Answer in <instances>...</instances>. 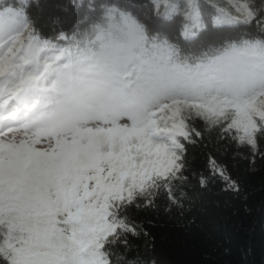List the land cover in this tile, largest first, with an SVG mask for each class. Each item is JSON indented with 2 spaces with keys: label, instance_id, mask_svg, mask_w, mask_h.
<instances>
[{
  "label": "snow or ice",
  "instance_id": "1",
  "mask_svg": "<svg viewBox=\"0 0 264 264\" xmlns=\"http://www.w3.org/2000/svg\"><path fill=\"white\" fill-rule=\"evenodd\" d=\"M34 4H0V264H127L135 213L178 203L204 133L264 160V0H72L86 14L51 35ZM233 26L199 55L171 34Z\"/></svg>",
  "mask_w": 264,
  "mask_h": 264
},
{
  "label": "trees",
  "instance_id": "2",
  "mask_svg": "<svg viewBox=\"0 0 264 264\" xmlns=\"http://www.w3.org/2000/svg\"><path fill=\"white\" fill-rule=\"evenodd\" d=\"M87 2L83 0L85 5ZM16 3L17 0H0L5 6ZM80 3L76 0V4ZM38 4L31 7L30 15L37 29L49 35L57 27L53 20L58 19L67 32L86 14L84 8L74 7L72 0H38ZM128 11L137 15L140 10ZM142 22L152 26L151 21ZM85 26L86 23L81 28ZM160 27L167 30L163 24ZM247 31L244 26L205 29L187 41L176 32L171 34L182 52L199 55ZM192 123L203 131L202 120L195 118ZM209 153L238 183L239 191L226 190L218 176H211L206 167ZM186 167L188 179L179 189L184 195L178 203L161 197L155 207L135 213L141 227L139 235L128 237L127 252L121 250L127 264H264V160L257 159L255 165H250L246 150L237 149L214 133H204L203 142L189 148ZM202 173L207 179L204 187L199 183Z\"/></svg>",
  "mask_w": 264,
  "mask_h": 264
},
{
  "label": "rangeland",
  "instance_id": "3",
  "mask_svg": "<svg viewBox=\"0 0 264 264\" xmlns=\"http://www.w3.org/2000/svg\"><path fill=\"white\" fill-rule=\"evenodd\" d=\"M219 1H222L223 2V0H219Z\"/></svg>",
  "mask_w": 264,
  "mask_h": 264
}]
</instances>
